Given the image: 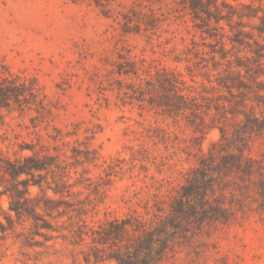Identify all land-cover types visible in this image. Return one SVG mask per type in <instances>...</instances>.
<instances>
[{
	"label": "rangeland",
	"instance_id": "1",
	"mask_svg": "<svg viewBox=\"0 0 264 264\" xmlns=\"http://www.w3.org/2000/svg\"><path fill=\"white\" fill-rule=\"evenodd\" d=\"M4 78L0 264H264V0H0Z\"/></svg>",
	"mask_w": 264,
	"mask_h": 264
},
{
	"label": "trees",
	"instance_id": "2",
	"mask_svg": "<svg viewBox=\"0 0 264 264\" xmlns=\"http://www.w3.org/2000/svg\"><path fill=\"white\" fill-rule=\"evenodd\" d=\"M196 1L199 3V0ZM201 10L209 14V10H207L204 6H201ZM26 95H29L30 97L35 96L32 90L26 85L17 84L16 79H1L0 107H9L11 105V101H19V97H24ZM49 165L48 160H41L36 157L22 158L16 161H7L5 166L0 164L2 179L9 182V186L0 192V198L2 195H7V197H9V211L14 212L16 216L24 213L29 217L37 215L36 209H40L41 207L37 204L32 206V203H34L36 199H29L27 196L30 194L29 187H40V182L37 180H33L32 182L18 180L22 175L35 177L36 173L46 170ZM38 176L41 177L40 175ZM18 185H21L22 189H20ZM0 216L5 219L8 225L12 224V218L9 214H0ZM45 228L48 229L47 227ZM118 264H120V261H118Z\"/></svg>",
	"mask_w": 264,
	"mask_h": 264
}]
</instances>
